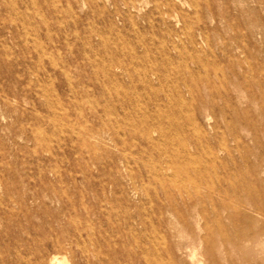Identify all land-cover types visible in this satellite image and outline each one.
I'll use <instances>...</instances> for the list:
<instances>
[{"label":"rangeland","instance_id":"obj_1","mask_svg":"<svg viewBox=\"0 0 264 264\" xmlns=\"http://www.w3.org/2000/svg\"><path fill=\"white\" fill-rule=\"evenodd\" d=\"M0 264H264V0H0Z\"/></svg>","mask_w":264,"mask_h":264}]
</instances>
